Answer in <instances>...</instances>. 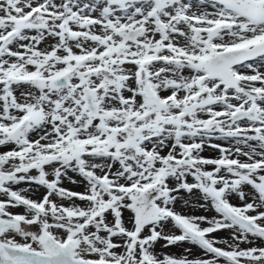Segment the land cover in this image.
Here are the masks:
<instances>
[{
    "label": "snow or ice",
    "instance_id": "obj_1",
    "mask_svg": "<svg viewBox=\"0 0 264 264\" xmlns=\"http://www.w3.org/2000/svg\"><path fill=\"white\" fill-rule=\"evenodd\" d=\"M262 69L264 0H0V264H264Z\"/></svg>",
    "mask_w": 264,
    "mask_h": 264
},
{
    "label": "rangeland",
    "instance_id": "obj_2",
    "mask_svg": "<svg viewBox=\"0 0 264 264\" xmlns=\"http://www.w3.org/2000/svg\"><path fill=\"white\" fill-rule=\"evenodd\" d=\"M0 149L9 150V147L8 146H3V147H0ZM203 155L208 156V157H214V156L217 155V153L216 152L203 153ZM70 175H72V174H70ZM73 178L74 179H78V177H75V176H73ZM64 186L67 187V188H71L74 191H83V188L82 187L77 186V185H72L68 181H65ZM19 187H28V186L27 185H20ZM33 198H37V196H36L35 193L33 194ZM232 202L234 204H236V203H238V200L233 199ZM177 210H181V207L179 205L177 207ZM17 211H23V210L22 209H18ZM197 212L198 211H196L194 214H196ZM186 214H187V211H186ZM218 238H221V239L230 238V234L227 233V237L224 236V235H221V236H218ZM248 246L249 245H242V247H248ZM251 246H264V245H261V243L259 241H257L256 244L251 245ZM162 252H166L167 254L174 255V256H181V255L184 254V250L181 247H172V248H169V249H163L161 247H157V254H160ZM198 253H199V256H202L203 255V253L200 250H198Z\"/></svg>",
    "mask_w": 264,
    "mask_h": 264
},
{
    "label": "flooded vegetation",
    "instance_id": "obj_3",
    "mask_svg": "<svg viewBox=\"0 0 264 264\" xmlns=\"http://www.w3.org/2000/svg\"><path fill=\"white\" fill-rule=\"evenodd\" d=\"M197 215H209V213H207V212H202V211H198L197 213H196ZM211 214V213H210ZM211 215H213V214H211ZM210 216V215H209ZM227 233L228 232H223V233H218V234H216L217 236H221V235H224V236H226L227 237ZM221 247H223V245H220ZM184 247H190L189 245H184ZM184 247H181V248H183V250H184ZM193 256V257H192ZM194 257H199V253H198V249H196V248H193V251H192V253H191V255H190V258H194Z\"/></svg>",
    "mask_w": 264,
    "mask_h": 264
},
{
    "label": "bare ground",
    "instance_id": "obj_4",
    "mask_svg": "<svg viewBox=\"0 0 264 264\" xmlns=\"http://www.w3.org/2000/svg\"><path fill=\"white\" fill-rule=\"evenodd\" d=\"M262 70H264V69H262ZM3 151H7V150H5V149H0V152H3ZM211 152H214V151H212L211 149H208V150H206L204 153H211ZM211 214H213V213H211ZM211 214L209 213L210 216H211ZM221 233H223V232H221Z\"/></svg>",
    "mask_w": 264,
    "mask_h": 264
}]
</instances>
